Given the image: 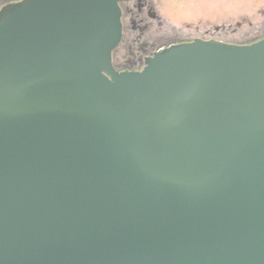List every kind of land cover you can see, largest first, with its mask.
<instances>
[{
  "label": "water",
  "instance_id": "95a60500",
  "mask_svg": "<svg viewBox=\"0 0 264 264\" xmlns=\"http://www.w3.org/2000/svg\"><path fill=\"white\" fill-rule=\"evenodd\" d=\"M121 37L119 0L0 9V264H264V38Z\"/></svg>",
  "mask_w": 264,
  "mask_h": 264
},
{
  "label": "rangeland",
  "instance_id": "374dc122",
  "mask_svg": "<svg viewBox=\"0 0 264 264\" xmlns=\"http://www.w3.org/2000/svg\"><path fill=\"white\" fill-rule=\"evenodd\" d=\"M14 0H0V9ZM171 13L173 40L196 37L231 43L264 38V0H163Z\"/></svg>",
  "mask_w": 264,
  "mask_h": 264
},
{
  "label": "flooded vegetation",
  "instance_id": "af4514ba",
  "mask_svg": "<svg viewBox=\"0 0 264 264\" xmlns=\"http://www.w3.org/2000/svg\"><path fill=\"white\" fill-rule=\"evenodd\" d=\"M119 7L122 37L112 52L117 72L140 71L159 50L199 38L173 40L171 13L163 0H119Z\"/></svg>",
  "mask_w": 264,
  "mask_h": 264
},
{
  "label": "trees",
  "instance_id": "16d2710c",
  "mask_svg": "<svg viewBox=\"0 0 264 264\" xmlns=\"http://www.w3.org/2000/svg\"><path fill=\"white\" fill-rule=\"evenodd\" d=\"M260 40V39H259ZM256 41H258V40H256ZM242 44V43H241ZM243 44H247V43H243Z\"/></svg>",
  "mask_w": 264,
  "mask_h": 264
}]
</instances>
